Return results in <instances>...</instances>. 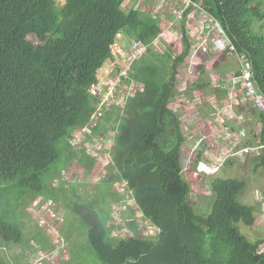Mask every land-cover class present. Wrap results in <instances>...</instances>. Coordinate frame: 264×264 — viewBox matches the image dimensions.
I'll list each match as a JSON object with an SVG mask.
<instances>
[{"label": "trees", "instance_id": "1", "mask_svg": "<svg viewBox=\"0 0 264 264\" xmlns=\"http://www.w3.org/2000/svg\"><path fill=\"white\" fill-rule=\"evenodd\" d=\"M190 1L208 8L236 53L251 65L264 94V35L253 29L254 20L263 18L258 1L264 0ZM122 3L64 0L58 9L55 0H0V188L16 184L27 187L32 196L40 195L49 183L43 175L61 156L65 164L78 162L86 176L109 157L110 152L102 147L94 148L95 139L89 140L90 156L84 148L87 140L68 138L81 128H86L87 135L94 130L87 126L89 108L98 101L91 89L112 57L117 35L148 45L159 32L149 15L137 8L124 12ZM38 33L51 37L34 44L28 38ZM182 34L184 51L172 65L142 61L134 66L133 79L148 92L130 97L126 114L115 115L112 124L108 119L109 125L99 130L102 138L112 140L109 151L114 149L115 171L111 182L125 180L126 190L117 196L106 186L99 187L87 191L89 199L77 192L76 200L68 201L73 219L100 264H264V241L251 243L237 228L239 223L255 224L252 208L237 201L245 183L213 178L209 189L214 201L206 217L188 203L190 186L180 166L185 137L178 115L168 107L175 92L176 69L189 54L184 28ZM261 122L264 139V115ZM109 199L121 202L125 224L134 231L132 237L114 235ZM137 215L159 232L156 237L136 236ZM1 217L0 247L19 244L22 231ZM50 221L42 223L49 228Z\"/></svg>", "mask_w": 264, "mask_h": 264}, {"label": "rangeland", "instance_id": "2", "mask_svg": "<svg viewBox=\"0 0 264 264\" xmlns=\"http://www.w3.org/2000/svg\"><path fill=\"white\" fill-rule=\"evenodd\" d=\"M62 1L63 0H56L58 7L62 5ZM123 2H124L123 5L124 12H128L133 8H137L140 11L144 12L145 14L149 15L158 26V30H159L158 34L162 30V25L165 22L164 18H167L168 16L171 15L170 5H167V12L161 10L162 6L167 4L169 0H123ZM258 3L262 10L263 18L254 20L253 29L259 34L264 35V2L258 1ZM157 12H160V15H158ZM192 15H193V10L192 9L188 10L187 13H185L183 19L180 21V28H179L181 33L183 28L186 30V32L188 33L189 42L191 38L195 36L194 35L195 32L194 34H192V32H189L186 29L187 25L189 24L192 25V21L194 19H192L191 17H196ZM168 21H173V17L171 18V20ZM158 34L155 38H153L150 41L148 45H144V46H150L152 42L158 37ZM50 37L51 35L49 34L38 33L29 36L28 39L34 44H41L47 41ZM116 41L117 44L116 46L113 47V54L109 60L114 58V55L116 54L114 51L115 48H117V46H123L125 49H127L129 43L137 40L129 39L125 35L119 34L117 35ZM179 41H181L180 44L183 47V49L178 48L175 51L174 55L169 56L168 59L172 58L174 60L177 56H180L183 53L184 51L183 34ZM163 42L165 43L164 37L159 39V43L157 46L153 45L150 48H148L146 53L141 56L138 62L148 61L155 63L156 65H159L160 64L159 58L161 56L159 54L160 53L159 48ZM211 49L214 51V53L223 54L226 56L235 55L237 57V58L235 57L237 61V65H241V62L244 61L242 58L238 57L241 55L237 54L235 50L234 52L232 51L229 52L227 50L218 51L213 47H210L206 54H199V55H207ZM203 59H205L204 56L201 57L200 63H202ZM109 60H107L104 65H107ZM190 60L191 58L189 53L188 56L184 59V61L179 65H183L184 63H189ZM115 61L118 63V60ZM112 62L114 61H110V64ZM138 62L136 61V64ZM98 76L100 80H104L103 70L99 71ZM144 91L148 92V89L146 88ZM126 93H127L126 91H123L121 94L126 95ZM96 103L97 101L92 102V106L89 108L90 115ZM124 103L125 101H115V102L111 101L109 107L108 108L105 107L103 109L102 117L107 115L109 113L108 110L111 111L112 108H115L113 115L120 113L124 116L126 114L125 111L126 103L125 104ZM260 115H264V114L260 113ZM114 118L115 116L109 118L111 119L109 121L110 124L113 123ZM179 120L181 124L180 128L184 137H185L184 133L186 132V135H188L190 138L189 140L191 141L193 139L196 140V142L193 141L192 143L186 142V144H183L180 148V153H181L180 166L183 169L181 174L185 179V181L190 186L188 203L194 207L198 215L206 217L210 214L211 207L214 201V196L209 189V184L210 181L213 179V177L217 175L219 178L222 179H228V178L238 179L239 181L246 183V186L237 196V201L241 205L249 206L250 208H252L253 215L255 218L254 219L255 224H258L257 216L259 214L261 215L264 214V196L260 192L262 191V193H264V179H261L262 178L261 173H259L258 171L256 172V170L251 173L250 165L247 167V170L244 168V165H248V162L242 163L238 161L234 162L235 166L232 168H230L231 166L226 167L227 162H225V164L220 168L222 169L224 167L222 169V172H218V173L216 172L215 174L199 175L198 173H195L197 162L195 164L194 161L196 159L200 160L199 157L200 155L199 147L201 144L200 140L201 138H204L203 134L205 133V128L204 129L199 128L194 133H189L187 130H185L184 132V128H183L184 124L182 123L183 120L181 118H179ZM109 123L107 122V124H105L104 122H102L100 128L103 130L105 126L109 125ZM184 123H185V128H187V126L189 125L186 124L185 120ZM88 124L90 123L88 122L87 125ZM99 132L100 131L98 128H94L93 132L88 133L89 136L88 135L84 136L85 140H87V142H85L84 144V148L88 150L90 156H92L90 154L92 145H90L89 140L95 139L93 142L94 148L96 146H100L106 152L108 153L110 152L109 149L112 144L111 137H106L104 135L105 137L102 138V134ZM97 133L99 134L96 135ZM108 134L112 135V133L110 132ZM95 135L96 137H94ZM80 138L83 137L71 135V141H76L79 140ZM216 157L217 156L213 157V159ZM232 159L233 158H231L230 160ZM103 162L98 169H95V171L97 172V176L92 177L91 175H88L85 177L86 172H83V169L81 170L82 167L80 168V164L78 162L70 161L67 162V164H65L64 157L61 156L54 164H52L49 167V169L43 175V178H46V185L48 182L49 183H48V187L46 186V190L44 191V193L40 195L32 196L33 194L27 187H22L16 184H9L4 189L0 188V217L2 216L1 218L4 219V221L6 222L12 221L20 228L23 234V239L19 244L14 245L12 243H8L0 247V262H2V264H29L27 261H25V256L27 254L26 247H29L30 245L34 249L38 247L40 248L38 241H40V243L43 244L44 246V248H42L43 250L46 251L52 250L53 245L51 243L50 237L52 238L55 237L56 233L50 235L49 237L50 228L47 227V224L43 225L42 222H48L50 220V216H56L60 219V231L57 233V236L58 239L61 241L63 248H61L60 250V256L58 260L55 262H51L49 264H100L99 262H97L94 255L90 252L85 239L84 232L77 226L76 221L73 219L72 207L70 206V204H68V201L71 202L72 199L76 200L77 192L78 194H80V197H82L83 199H89L90 195L89 196L87 195V191L88 193L92 192V190L90 189L92 188V186L90 187L91 180L96 178H101L100 179L101 182H106L98 186V189L99 187L104 188L106 186V190H109L112 193L116 192L117 196L118 193H121V190H114V189H122L123 187L122 184L121 183L116 184V186L114 187V184L110 181L114 171L112 172L111 167L104 168ZM104 170L108 171L106 178H104V176L102 177L101 175L102 173H104ZM61 178H63L66 181H70L71 184L65 186L64 183L60 182ZM71 188H74L73 192L70 191ZM258 192L260 193V198L255 197V195ZM33 201L37 202L39 204L38 207L39 206L40 207L34 208L35 206L34 204H32ZM108 202H109L108 205L109 217L110 219H112L111 221L109 220V224L113 225L114 228L116 227V231H114V235L117 236L118 238L132 237L134 235V231H132L129 228V226L125 224L126 221H124V219H126V217L124 218L122 211L120 212L121 205L119 201L117 200L112 201L109 199ZM258 205H260L261 209L258 208ZM45 212H46V216H49L50 214L49 218L45 217ZM131 212H136V209H133ZM131 212L128 211L126 213H131ZM3 215H7L9 219L3 217ZM50 222L55 224V218ZM135 222L137 224V229L135 232L136 236L145 237V234H151L153 232L152 229L145 222V220L140 218V216L137 215L135 217ZM259 225L262 227L264 226V221L262 219ZM253 226L252 227L246 226L243 223L237 224V228L239 232L249 242L255 243L258 240H263L264 234L262 230H258V229L254 230ZM52 227L55 226L53 225ZM117 228L120 229L117 230ZM71 237L74 240L71 239ZM262 250L264 252V246L262 247ZM14 257L17 258L15 259Z\"/></svg>", "mask_w": 264, "mask_h": 264}, {"label": "crops", "instance_id": "3", "mask_svg": "<svg viewBox=\"0 0 264 264\" xmlns=\"http://www.w3.org/2000/svg\"><path fill=\"white\" fill-rule=\"evenodd\" d=\"M167 5H170L172 13V1L163 5L161 10L167 12ZM157 13L160 15V12ZM171 18L172 14L164 19L171 20ZM192 19H194L192 25L196 30L195 32H197L200 30L202 22L197 17ZM180 42L171 34H167L165 43L163 42L159 48V54L161 55L159 62L163 61L164 64L172 65L173 59L168 58L174 55L178 48L183 49ZM124 50L126 49L123 46H117L114 52L118 54ZM203 56L205 59L200 63ZM231 56L214 53L211 49L207 55L197 54L191 57L189 63L179 65L176 69V88L170 102V109L183 120L184 132L187 130L189 133H194L199 128H205L204 138H201L199 147V157L203 162H212L213 157H220L226 151L264 144L260 113L254 108L252 101L245 97L240 82L232 81V78L240 73V65H237V57L235 55ZM189 68L192 71L191 74ZM228 92L233 94V101L229 108L226 105ZM184 120L189 125L187 128H185ZM184 134L185 144L186 142H196L195 139L189 140L190 138L186 135V132ZM241 134L244 137H241ZM237 161L248 162V165H244V168L247 170L250 165L251 173L256 170V172L261 173V179H264V148L258 154H250L245 157L237 156L230 161L228 160L226 161L228 163H226V167H234V162ZM222 169L218 172H222ZM217 177L215 175L213 178ZM260 192L264 196V193ZM255 197L260 198V193L258 192ZM258 208H260V205H258ZM261 219L264 221V214L257 216L258 224H254L253 229L262 230L264 234V226L259 225ZM71 239L73 238L71 237ZM25 261L32 264V260L28 259L27 256H25Z\"/></svg>", "mask_w": 264, "mask_h": 264}, {"label": "built area", "instance_id": "4", "mask_svg": "<svg viewBox=\"0 0 264 264\" xmlns=\"http://www.w3.org/2000/svg\"><path fill=\"white\" fill-rule=\"evenodd\" d=\"M172 1V17L173 21L165 20L162 25V30L158 34V37L152 42L150 46H144L138 41H132L128 44L126 50L116 53L114 58L109 60L107 65H104L103 70V79L98 81V84L93 86L91 92L97 96V103L93 107L91 111L89 125L93 126L94 128H98L102 130L101 123L104 122L107 124L105 116L102 117L103 109L105 107H109L110 102L115 101H125L130 97H133L136 93L144 92L145 86L142 83H139L133 79L134 76V66L136 61L138 62L142 55H144L148 48L155 45L157 46L159 43V39L162 37H166L167 34H171L174 38L178 40L181 39L182 33L180 31V21L183 19L185 13L188 10H193V15L201 19V28L199 31L195 32L193 25H187L186 29L189 32L194 33L195 36L190 40V58L194 57L197 54H206L210 47L218 51H229L234 52V46L231 44L229 39L225 36V33L219 23L210 15L208 9L202 5V3H194L190 0H169ZM124 2L121 5L123 9ZM164 18V17H163ZM161 23V22H160ZM242 58L244 61L241 62L240 65V73L232 78L233 82H240L242 90L245 94V97L252 101L254 108L261 114H264V94L260 91L259 87L257 86L256 82L253 78V73L251 69V65L247 62L244 56H238ZM118 60V63L115 61ZM110 61H114L110 64ZM192 65V64H190ZM191 68V67H190ZM190 74L192 71L190 70ZM106 74V76H105ZM126 91V95H122L121 93ZM233 101V94L231 92L227 93V108L231 106ZM124 103V104H125ZM170 108V105H169ZM113 109V108H112ZM172 110V109H171ZM173 111V110H172ZM86 128H81L79 135L78 133L74 134L76 136H85L84 131ZM241 137H244L241 134ZM262 148H264V144L262 146L255 145L254 147H244L240 150H232L226 151L222 156L216 157L213 159L212 162H203L199 159H196L194 163L196 164V171L195 173L200 174H215L219 171V169L225 164L226 161L230 160L231 158L245 157L250 154H258ZM113 158L112 152L110 151L109 157L99 163V166L104 163V168H113V164L111 162ZM194 165V164H193ZM110 166V167H108ZM183 170V169H182ZM196 175V174H195ZM106 176V173H102V177ZM113 176V174H112ZM60 182L64 183L65 185L71 183L70 181H66L63 178L60 179ZM122 184V189H114V190H121V193L126 190L128 186V182L123 180L122 182L116 181V184ZM121 205V202H120ZM121 212V208H120ZM119 212V213H120ZM50 216V214H49ZM49 216L45 217L49 218ZM55 218V224L50 223L49 228V237L52 234L56 233L55 237H50L51 243L53 245L52 250L46 251L40 248H35V254L28 253V257L32 259L33 264H44L45 262H55L58 260L60 256V250L63 248L61 241L58 239L57 233L60 231V220L56 216H50V219ZM147 223V222H146ZM148 224V223H147ZM55 227H52V226ZM148 226L152 229L151 234H145L143 238H151L153 239L158 235V231L155 230L154 227ZM118 232V231H117ZM61 238V237H60ZM261 252H263L261 248ZM264 253V252H263Z\"/></svg>", "mask_w": 264, "mask_h": 264}, {"label": "clouds", "instance_id": "5", "mask_svg": "<svg viewBox=\"0 0 264 264\" xmlns=\"http://www.w3.org/2000/svg\"><path fill=\"white\" fill-rule=\"evenodd\" d=\"M55 3H56V0H55ZM64 5V0L62 1V5L61 6H57V3H56V7L59 9V8H61L62 6ZM121 10H123L122 8H121ZM124 11V10H123ZM191 18H193V17H191ZM200 19V18H199ZM201 20V19H200ZM103 68V67H102ZM102 68H101V70H102ZM241 69V68H240ZM252 69V68H251ZM100 70V71H101ZM253 73V72H252ZM176 75H177V73L175 74V81H176ZM254 78V77H253ZM255 81V80H254ZM257 84V83H256ZM176 88V87H175ZM146 89V88H145ZM142 93V92H141ZM173 99V98H172ZM128 102V101H127ZM126 102V103H127ZM170 105V104H169ZM169 105H168V107H169ZM170 109V108H169ZM114 110H115V108H113L111 111L110 110H108V114L105 116V119H106V121H108V119L110 118V117H112V116H115V115H117V114H119V113H117V114H114L113 115V112H114ZM171 110V109H170ZM172 111V110H171ZM174 112V111H173ZM175 113V112H174ZM176 114V113H175ZM109 115H112V116H109ZM177 115V114H176ZM109 116V117H108ZM108 117V118H107ZM89 125V124H88ZM87 125V126H88ZM79 135V134H78ZM85 135H87V134H85ZM89 136V135H88ZM83 137V136H82ZM80 139H85L84 137L83 138H80ZM68 140H71V135H70V137L68 138ZM111 152H112V155H113V158H114V149H111ZM99 168V167H98ZM113 171H115V169H114V165H113V168H112V172ZM104 172L106 173V175H107V173H108V171L107 170H104ZM89 175H91L92 177H95V176H97V172L95 171V170H91V172H90V174ZM102 175V174H101ZM85 177H86V173H85ZM104 178H106V176L104 177ZM100 179L101 178H96V179H93V180H91V184H90V187L92 186V188H90L92 191L93 190H95L96 188H98V186H100L101 184H104V183H106V182H101L100 181ZM111 181V180H110ZM109 182V181H108ZM69 184H71V183H69ZM69 184H67V185H65V186H68ZM149 224V223H148ZM264 244V243H263ZM28 245V244H27ZM40 246V245H39ZM262 247H263V245H262ZM27 249H26V252H27V254H26V256H27V258L28 259H31L30 257H28V253H30V254H35V249L34 248H32V246H30L29 245V247H26ZM39 248V247H38ZM40 249H42L41 247H40ZM43 250V249H42ZM32 260V259H31ZM45 263H50V262H45ZM44 263V264H45ZM33 264V263H32Z\"/></svg>", "mask_w": 264, "mask_h": 264}]
</instances>
